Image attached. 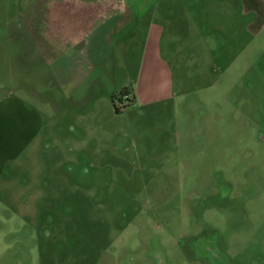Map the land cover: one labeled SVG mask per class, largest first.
I'll return each instance as SVG.
<instances>
[{"label":"rangeland","instance_id":"obj_1","mask_svg":"<svg viewBox=\"0 0 264 264\" xmlns=\"http://www.w3.org/2000/svg\"><path fill=\"white\" fill-rule=\"evenodd\" d=\"M251 6L235 0L221 33L134 17L102 49L42 53L52 0H0V98L45 116L0 179V264H264V1Z\"/></svg>","mask_w":264,"mask_h":264},{"label":"crops","instance_id":"obj_2","mask_svg":"<svg viewBox=\"0 0 264 264\" xmlns=\"http://www.w3.org/2000/svg\"><path fill=\"white\" fill-rule=\"evenodd\" d=\"M252 1L240 0L246 11L253 8ZM234 2L235 0H52L54 11L45 13L40 19L44 22L40 21L35 31L45 33L53 42L42 44L39 52L61 51V48L66 50L69 45V49L75 48V51L81 46L82 51L85 46L90 47L95 43L101 48L102 44L99 43L104 34L110 33L111 28L122 31L129 25L132 26L134 17L153 21V30L158 28L162 32L166 30V26L158 25L160 20L172 22L170 29L184 27L188 34L193 33L189 31L190 22L197 21L201 24V21H207L206 28H202V36L221 33L223 25L230 18ZM109 20H115L111 27ZM46 21H50V24ZM42 26L45 27L44 30ZM59 45L62 46L59 48ZM44 129L43 112L22 96L10 92L0 98V179L12 163L19 161L39 141Z\"/></svg>","mask_w":264,"mask_h":264}]
</instances>
